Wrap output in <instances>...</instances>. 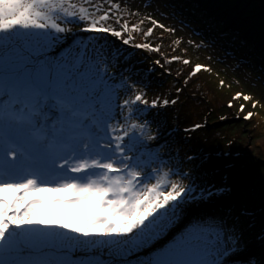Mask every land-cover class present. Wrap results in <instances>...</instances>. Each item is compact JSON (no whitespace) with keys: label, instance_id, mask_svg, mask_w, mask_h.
Instances as JSON below:
<instances>
[{"label":"snow or ice","instance_id":"6c2138e0","mask_svg":"<svg viewBox=\"0 0 264 264\" xmlns=\"http://www.w3.org/2000/svg\"><path fill=\"white\" fill-rule=\"evenodd\" d=\"M134 16L139 12L116 0H0V37L44 42L29 45L0 92V264H157L129 257L162 235L178 211L198 198L197 189L184 182L187 173L150 167L155 155L142 162L130 154L156 140L148 120L141 119L147 110L177 100L149 99L126 80L109 83L95 55L94 67L87 62V46L83 57L78 47L75 57L50 59L51 44L71 32L73 23L82 24V32L160 52L149 42L134 43L133 33L147 38L156 27L175 29L150 16L132 23ZM144 19L152 23L146 31ZM174 61L191 64L182 56L166 58ZM201 71L212 68L197 63L188 78ZM121 89L130 94L120 99ZM241 98L253 100L237 92L228 107ZM244 110L242 103L239 111ZM253 116L248 112L244 119ZM55 207L74 212L62 213L65 219H36ZM239 250L240 236L228 225L204 221L181 239L178 264H231L229 257Z\"/></svg>","mask_w":264,"mask_h":264},{"label":"rangeland","instance_id":"374dc122","mask_svg":"<svg viewBox=\"0 0 264 264\" xmlns=\"http://www.w3.org/2000/svg\"><path fill=\"white\" fill-rule=\"evenodd\" d=\"M116 2L132 12H139V16L131 18L132 23L150 16L167 28L175 29L168 32L156 27L153 35L147 38L142 33H133L134 43L149 42L153 47L160 46V52L124 45L110 35L82 32L83 25L73 23L68 25L71 32L61 34V38L51 44L50 59L75 57L78 47L83 57V48L87 46V62L94 67L92 56L95 55L101 74L106 71L109 83L119 85L126 80L143 89L149 99L177 100L175 105L147 110L141 119L148 120L156 140L147 141L146 147L130 154L138 155L142 162H148L150 156L155 155L150 167L187 173L184 182L197 189L195 195L198 197L178 211L174 223L162 235L129 259L178 264L181 239L198 223L216 220L223 221L240 236V250L229 257L231 264H264V0ZM141 27L146 31L152 23L144 19ZM177 40H180L178 45L174 43ZM37 43L44 42L0 37V92L10 74L19 68L29 45ZM172 56H182L191 64L167 63L166 58ZM157 60L160 64L155 63ZM197 63L210 66L212 72L201 71L189 79L188 73ZM221 80L225 82L223 87ZM237 92L251 95L253 100L241 98L232 101L234 106L229 108L228 102ZM127 94L130 93L121 89L119 98ZM255 101L260 103L253 108ZM242 103L244 112L239 111ZM248 112L254 113L251 120L244 119ZM223 121L230 122L213 126ZM196 124L208 126L210 130L194 129ZM176 136L177 141H172ZM168 137L171 138L166 140ZM159 143L161 145L156 146ZM165 146L167 148L159 149ZM170 150L174 151V157L162 162L164 157L171 156L166 155ZM144 151L147 153L143 155ZM237 177L246 183L233 184ZM201 192L203 198H200ZM73 212L70 207H55L36 219H65L62 213ZM69 218L76 222L74 216ZM46 251L54 252L55 249Z\"/></svg>","mask_w":264,"mask_h":264},{"label":"flooded vegetation","instance_id":"af4514ba","mask_svg":"<svg viewBox=\"0 0 264 264\" xmlns=\"http://www.w3.org/2000/svg\"><path fill=\"white\" fill-rule=\"evenodd\" d=\"M206 123H208V122H206ZM202 125V124H201ZM206 127H208V126H202L201 128H203V129H208V130H210L209 128H206ZM194 129H196V128H194ZM176 138H177V136L175 137V138H172V141H175L176 140ZM177 141V140H176ZM168 146H169V144H167ZM165 148H167L166 146L165 147H163V148H159V149H165ZM150 150H152V151H154V149L153 148H151ZM171 151V152H170ZM169 151V153L170 154H166V155H171V156H167V157H164L163 159H162V162L164 161V162H166V161H168V160H172V158L174 157V151L173 150H170ZM173 151V152H172ZM144 153H147V152H145L144 151ZM144 153H143V155H144ZM153 153H155V152H153Z\"/></svg>","mask_w":264,"mask_h":264},{"label":"water","instance_id":"95a60500","mask_svg":"<svg viewBox=\"0 0 264 264\" xmlns=\"http://www.w3.org/2000/svg\"><path fill=\"white\" fill-rule=\"evenodd\" d=\"M247 41V40H246ZM230 121H234V120H230ZM230 121H223L221 123H218V124H215L213 126H219V125H225L227 122H230ZM171 137H169L168 139H170ZM167 140V139H166ZM166 140L162 141L163 143L166 142ZM161 143V142H160ZM157 144L156 146H159L161 144ZM239 178V179H238ZM246 183V181L244 182H241V177H237V179L235 181H233V184H238V185H244Z\"/></svg>","mask_w":264,"mask_h":264},{"label":"trees","instance_id":"16d2710c","mask_svg":"<svg viewBox=\"0 0 264 264\" xmlns=\"http://www.w3.org/2000/svg\"><path fill=\"white\" fill-rule=\"evenodd\" d=\"M261 52H262V51H261ZM262 54H263V52H262ZM192 225H194V224H192ZM192 225H191V226H192ZM163 250H164V249H163ZM173 250H174V249H171V251H173ZM162 257H165V256L163 255Z\"/></svg>","mask_w":264,"mask_h":264},{"label":"bare ground","instance_id":"6f19581e","mask_svg":"<svg viewBox=\"0 0 264 264\" xmlns=\"http://www.w3.org/2000/svg\"><path fill=\"white\" fill-rule=\"evenodd\" d=\"M169 138V137H168ZM168 138H165V139H168ZM150 153V152H149ZM155 161V160H154ZM154 161H152V162H154ZM239 260H241V258L239 259Z\"/></svg>","mask_w":264,"mask_h":264}]
</instances>
